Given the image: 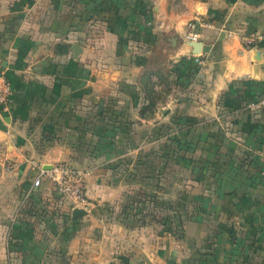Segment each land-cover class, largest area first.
<instances>
[{"label":"crops","instance_id":"obj_1","mask_svg":"<svg viewBox=\"0 0 264 264\" xmlns=\"http://www.w3.org/2000/svg\"><path fill=\"white\" fill-rule=\"evenodd\" d=\"M254 32L264 0H0V264H264ZM27 159L88 169L85 214Z\"/></svg>","mask_w":264,"mask_h":264},{"label":"built area","instance_id":"obj_2","mask_svg":"<svg viewBox=\"0 0 264 264\" xmlns=\"http://www.w3.org/2000/svg\"><path fill=\"white\" fill-rule=\"evenodd\" d=\"M198 21L195 19L187 22L188 32L186 38L197 41L200 40V32L197 30ZM232 32H229L231 35ZM243 45L246 48L260 47L264 45V32H254L247 34L243 37ZM203 52L192 53L189 58L194 62L203 63ZM154 82L153 88L159 89L162 84L155 76H152ZM12 94V84L5 76L0 73V109L7 110L9 105V97ZM263 106L264 105V93L259 99L251 100L248 102V106ZM29 164L35 170V175L32 178L31 186L28 189L27 195L33 192L36 188L40 187L43 179H47L51 182L54 189L59 195L65 198L68 202L70 210L75 208H82L88 210L90 206V200L87 195V178L89 170L86 168L78 167L68 161L60 160L50 165V167L43 166L35 159H27ZM9 233V232H8Z\"/></svg>","mask_w":264,"mask_h":264},{"label":"water","instance_id":"obj_3","mask_svg":"<svg viewBox=\"0 0 264 264\" xmlns=\"http://www.w3.org/2000/svg\"><path fill=\"white\" fill-rule=\"evenodd\" d=\"M185 44L190 48L191 53H200V52H207L209 49V45L203 44V42L201 40H197V41H192L188 38H185ZM72 50L74 52L75 55H77L80 50L81 47L79 44H73L72 45ZM50 167V166H49ZM86 210L82 209V208H75L72 211V215L73 217H77L80 215L85 214Z\"/></svg>","mask_w":264,"mask_h":264},{"label":"rangeland","instance_id":"obj_4","mask_svg":"<svg viewBox=\"0 0 264 264\" xmlns=\"http://www.w3.org/2000/svg\"><path fill=\"white\" fill-rule=\"evenodd\" d=\"M182 136V146H181V149H182V157L183 158H188V157H186L187 155H186V152L185 151H187V149H186V147H185V145H184V143H185V141H183V138H186V136L187 135H185V134H182L181 135ZM183 161V160H182ZM188 181V177H183V175H182V185H184L183 184V181ZM167 184V183H166ZM86 192H87V190H86ZM168 204V203H167ZM167 204H165L166 206H167ZM181 204H182V206H181V210H180V214H182L181 215V220L183 221V219H185L187 216H188V210L189 209H187V206L185 205V207H184V204H186V203H184L183 202V200L181 201Z\"/></svg>","mask_w":264,"mask_h":264}]
</instances>
